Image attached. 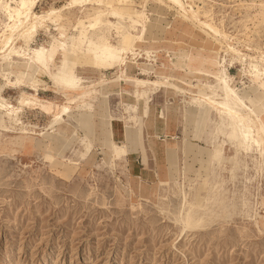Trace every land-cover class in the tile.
<instances>
[{
	"label": "rangeland",
	"instance_id": "374dc122",
	"mask_svg": "<svg viewBox=\"0 0 264 264\" xmlns=\"http://www.w3.org/2000/svg\"><path fill=\"white\" fill-rule=\"evenodd\" d=\"M258 3L34 0L32 13L16 25L0 6V55L15 47L14 60L27 64L15 68L23 73V105L16 103V88L3 92L21 123L11 125L0 113V264H264V128L238 101L251 93L261 103L264 92V13ZM97 9L133 35L142 15L149 16L143 39L133 44L135 60L127 55L117 65L124 54L116 27H84L99 16ZM97 35L107 36L108 44ZM23 39L44 54L43 61ZM144 50L158 66L179 70L185 53L191 71H213L220 61L236 90L237 96L227 95L233 112L222 116L206 98L211 112L196 127L184 116L182 97L169 90L143 93L139 103L135 88L123 81L128 94H119L120 69L126 77L157 79L138 69L151 67ZM211 50L216 52L207 54ZM175 79L165 83L187 87ZM191 85L190 97L226 96L225 87L205 75ZM252 85L258 88L249 91ZM63 109L68 115L50 127ZM161 109L162 130L170 133V120L181 126L172 133L175 157L162 155L158 143L175 138H149L155 157L161 156L154 159L146 127L155 128ZM112 119L124 121L127 134L139 124L135 151L127 152L133 143L127 151L116 143L114 150L105 140L114 132ZM233 124L243 127L239 148L233 147L239 136ZM142 167L151 175H138Z\"/></svg>",
	"mask_w": 264,
	"mask_h": 264
},
{
	"label": "bare ground",
	"instance_id": "6f19581e",
	"mask_svg": "<svg viewBox=\"0 0 264 264\" xmlns=\"http://www.w3.org/2000/svg\"><path fill=\"white\" fill-rule=\"evenodd\" d=\"M11 1V0H10ZM9 0L4 1V0H0V6H2L3 10L7 11L8 14V23H10V25L13 24H20L21 22H23V19L27 16H29L32 13V7H33V3L34 0H17L13 3H15L14 6L11 5V2ZM209 2H211V0H207ZM252 2L254 0H251ZM259 3L257 4L259 6V11L261 13H264V0H258ZM96 12L98 13V17L95 20H92L90 22H88L87 24L84 25L85 28H87L88 30H93L95 28L98 27L99 24L104 25V26H108V27H116L117 28V32L120 33V37H119V44L121 45V54H124L123 56H121L120 58H118L117 60V65L121 66L123 64V62H125V60H123L124 58L127 57V55H132L133 57L131 59L135 60V56L134 55H139V52H136V49L133 47V44L135 42V39H143L144 36V32H145V25L151 23L150 18L147 14L142 15L141 18V29L138 35H133L132 33L128 32L127 30H125V27L122 26L119 22L117 24H114L113 22H111L109 19H106L105 13L103 10L97 9ZM103 16V19L101 21H99V19H101L100 17ZM32 25V24H31ZM30 26V24L28 25ZM159 27V26H158ZM31 27H29L28 29H30ZM25 28L22 32L26 33L28 31V29ZM125 30V31H123ZM1 35V34H0ZM97 38L108 44V37L105 35H97ZM25 47H27V50L36 55L37 54V60H39L40 62L43 61L44 54L43 53H35L36 51L34 49H30L29 47V43L27 39H23L22 40ZM146 49V48H145ZM139 51H142L141 49ZM149 52L151 51H147L144 50L143 54L147 55L146 56V60H148L149 62L147 63V65H150V69H145L142 67H139L138 69H140L144 74H149L150 72H152L153 67L155 66L154 61L155 60V55H149ZM216 51H208L207 54L212 55L213 53H215ZM19 55V52L16 51L15 47H12L10 49V51H8L6 54H2L0 55V113L1 115L4 117V119H6L11 125H19L21 123V120L19 119V115L18 112L14 109L13 104H11L7 99L4 98L3 96V92L5 91V89L7 88H16L18 90V95L16 96V103L19 105H23V103L21 102V94L24 93V91L22 90L21 86L23 85V73L22 72H17L16 71V66L19 65L21 62H17L14 60L13 56H17ZM193 55V54H192ZM179 57L180 58V54L175 55L172 57V60L174 62H176L173 58ZM190 55H188L187 53L184 54L183 61L187 64L188 60H189ZM191 60V59H190ZM223 62H225V58H222ZM24 63H21V65ZM131 64H138L135 61H132ZM220 64L217 63L216 61V65H215V69L213 71L210 72H203V71H199L201 69H196L198 70L202 76H207V79H216L218 80V82L225 87V92H226V96L225 98H222L221 100L218 101V99H214L213 95H202V94H197V95H191L187 96L186 94H188L187 92V88H184V86H181L180 84H173V86L168 85L167 83H165L163 80H156V81H152V85H153V89H151V92L153 91V94L159 90H169L173 93H175L178 96H181L182 99V105H183V112L188 109V108H193L197 114H198V119L199 121L197 122V127L202 126V121L205 119V117L207 116V114L209 112H211V110H209L210 105H208L206 98L211 99V103L219 109L220 114L222 116H226L227 113H232L233 112V107L228 103V93H231L235 96H237L235 94V89H233L232 87H230V85L228 84L227 80H226V76L224 73V70H219L218 65ZM26 63L23 65V70L26 68ZM28 69L29 68L28 66ZM137 69V70H138ZM30 71V70H29ZM120 75L117 76V78L115 79V81H119L120 82V86H122L123 84H121L123 81L124 82H133V76H130L127 74V77L125 75H122V73H124V71L122 72L120 69ZM124 76V77H123ZM182 80L181 84H185L187 85V87H191V83L187 82L184 79H180ZM140 81V80H139ZM135 82V81H134ZM141 82V81H140ZM179 82V81H178ZM43 86V85H42ZM254 88H258L255 85L249 86L248 89L249 91L251 89ZM34 90V89H33ZM120 90V88H119ZM35 91V90H34ZM262 92V91H261ZM195 96V97H194ZM203 96V99H202ZM238 101L241 105H243L246 110L248 111L249 114L254 115L255 117L258 118L259 120V124L261 125V127L264 128V112L261 111V106L263 105L264 107V92H262V96H261V103L260 100L259 102L256 101L255 99H253V96H250L241 99L238 98ZM166 104H171L172 102L169 100L165 101ZM68 114H66L65 110L63 109L61 112H59L57 114V116L50 121L49 126L53 127L56 125L61 124V122L64 120V116H66ZM159 115L163 116V111L161 109V111H159ZM226 118V117H225ZM246 118V117H245ZM233 128L237 129L239 132V136L236 137L235 139H233L234 148H239L241 146V143L243 142V138H241V134H242V126L238 125V124H233L232 126ZM47 135H49L47 133ZM51 136V135H50ZM243 136V135H242ZM52 138V137H51ZM53 141V145H56V141L54 139V137L52 138ZM112 146L114 147L115 144L114 142L111 143ZM183 194V199H185V195L186 193L184 191H182Z\"/></svg>",
	"mask_w": 264,
	"mask_h": 264
},
{
	"label": "crops",
	"instance_id": "0c3cea01",
	"mask_svg": "<svg viewBox=\"0 0 264 264\" xmlns=\"http://www.w3.org/2000/svg\"><path fill=\"white\" fill-rule=\"evenodd\" d=\"M184 57V56H183ZM173 63H175L174 61H172ZM172 63V64H173ZM182 66H183V70L182 69H177L175 67H172V66H164V65H157L155 64V66L153 67V70L152 72H150L149 74H145V75H148V76H155L157 79L156 80H163L164 82H166L167 80H176V76L177 77H180L184 80H186L187 82H190L191 83V79L192 78H195L196 76H200L201 73L199 71H202V70H189L187 68V64L182 60ZM133 82H128L129 84H131L135 90H134V100L137 101V102H141V96L143 97L144 95H142L143 93L144 94H147L146 96H148V94H153V91L151 92V89H153V85H152V81H156L155 79L154 80H149V79H143V78H138V77H134L133 76ZM141 82H140V81ZM135 81V82H134ZM175 85V84H174ZM123 86V85H122ZM120 86V90L119 91V94H128V91L125 89L124 92L122 91V87ZM136 87H139L138 89ZM193 87V85H192ZM140 88H146V90H141ZM184 88H187V87H184ZM188 90V88H187ZM190 116L191 117V120H192V124L194 126L197 127V122L199 121V117H198V114L197 112L193 109V108H188L184 111V116L186 118V116ZM161 118H163L162 115H155L154 116V119H155V128L154 129H147L146 127V132L148 133V144H149V147H150V151L152 152V156L154 159L156 158H160V157H155V154H154V151L149 143V138H150V141L151 142H154V141H157L155 138L160 135H163V136H168L170 135L172 138H175V141H169L167 138H164L162 139V142L163 143H159L160 147L162 148V155H166L168 156V158L170 157H175L176 156V152H177V147H178V141H176V136L173 135L172 133H175V130H179V127L181 126V122L180 121H176V124L173 126V122H171L170 120V133H166L165 130H162L161 127L164 126V124H161L162 121L160 120ZM165 121V120H164ZM158 123V124H157ZM109 126L114 130V132H112L111 130H109V136H108V140H107V137L105 138L106 141H108L109 143L111 142H114L115 146L113 147L114 150L116 147H118L119 143L121 142V144L123 145L124 149L127 148L128 145L130 144H135L136 147H133V146H129L128 147V151L126 149L127 152L129 151H135L134 149L137 148V146L140 144V135H141V131L143 132V130H141L139 124L137 125L136 127V131L133 132L131 131L130 134H127L126 133V130H125V122L124 121H121V120H117V119H112L109 121ZM119 134V137L117 138L116 136ZM121 137V138H120ZM193 137V136H192ZM190 138L191 140H194V137L193 138ZM122 139V140H120ZM118 143V144H116ZM126 156V155H125ZM146 165V164H144ZM130 167H132V165H130ZM147 167V165H146ZM138 175L140 176H146V175H151L150 172L147 170V168L145 167H142L141 169H139L138 171Z\"/></svg>",
	"mask_w": 264,
	"mask_h": 264
}]
</instances>
